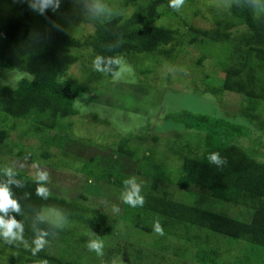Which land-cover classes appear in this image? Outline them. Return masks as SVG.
<instances>
[{"label":"trees","instance_id":"trees-1","mask_svg":"<svg viewBox=\"0 0 264 264\" xmlns=\"http://www.w3.org/2000/svg\"><path fill=\"white\" fill-rule=\"evenodd\" d=\"M61 1L50 0L44 5L42 0H6L8 11L0 18V124L10 119L12 123L21 121L23 126L29 123L27 127L45 146L40 155L49 157L51 133L65 131L61 120L83 117L74 105L75 99L91 92L95 83L110 80L124 59L130 64L139 59L158 65L176 59L187 47L197 48L200 54L195 66L209 60L214 72H203L199 80L190 79L184 84L190 97L207 95L215 101L232 93L247 104L236 116L239 120L218 115L216 108L212 114L185 107L165 112L159 120L184 133V137L175 133L172 139H166L172 160L178 161L173 169L176 186L199 190L211 198V203L205 208L170 197L157 185L146 186L131 189L125 198L138 189L136 195L143 197V205L133 207L124 202V214L120 216L141 233L156 232L159 223L163 229L159 237L163 240L165 235L171 236L180 242L179 255H191L187 260H173L174 264H254L250 253H261L259 261H263L264 130L258 134L251 126L257 120L264 126V0L209 4L208 16H203L205 26L190 21V16L200 10L195 0H185L179 10L171 8L169 0H97L103 12L91 15L86 12L87 4L95 0H80L81 10L73 16L91 26L87 33L80 29L70 33L56 20L57 3ZM97 58L101 70L96 69ZM76 64L83 72L80 77L70 73ZM134 67L138 72V66ZM3 68L23 75L12 86L17 76L10 78L11 73H4ZM91 119L98 121L95 115ZM156 123L136 136L130 132L118 135V150L136 155L147 135L152 141L157 139L151 133ZM14 125H0V143L9 138ZM190 135L196 136L197 142L188 138ZM128 140L137 141L140 148H131ZM244 141L249 147L243 145ZM154 152V148L147 147L142 159L152 161L151 167L161 172L163 166L154 163ZM212 153H219L227 163H210ZM106 178L110 187L120 185L113 173L112 181L110 176ZM45 186L42 179L0 164V190H5L15 204L0 211L1 262L80 264L78 259L85 247L94 243L91 241L103 243L99 254L95 252L102 264H141L154 254L146 246L129 244L125 246L127 256L118 261L122 248L108 245L116 218L103 212L90 213L79 202L48 191ZM68 223L95 231L87 238L64 229ZM69 241L73 245L66 243ZM236 244L244 252L231 257ZM59 245H63V251L57 254L55 248Z\"/></svg>","mask_w":264,"mask_h":264},{"label":"rangeland","instance_id":"rangeland-1","mask_svg":"<svg viewBox=\"0 0 264 264\" xmlns=\"http://www.w3.org/2000/svg\"><path fill=\"white\" fill-rule=\"evenodd\" d=\"M79 1L62 0L61 3H57L59 8L56 12V20L63 24V27H66L70 33L79 32L75 29H80L83 33L91 31V26L87 22H78V19L73 16L78 13V10H81L78 6ZM223 2L224 0H195L194 5L200 10L197 15L190 16V21L196 26H205L206 21L203 16H208L206 6ZM103 4L105 7V3ZM7 11L6 0H0V18L6 16ZM98 11L103 12V9L97 0L93 1L91 5L87 4V14L91 15ZM199 54L197 48L187 47L176 59L158 65L139 59H137L138 62L130 64L124 59L110 80H101L95 83L91 92L81 94L75 99L74 105L80 116L83 117H66L61 120L60 125L63 126V129L65 128V131L51 133L53 138H51V145L47 148L49 157L40 155L45 146L41 144L40 137L27 127L30 126L29 123L23 126L21 121L17 120L16 123H12L11 119L2 122L0 125L6 127L15 125L14 128H10L9 138L4 143H0V164L23 171L34 178L42 179L48 191H54L69 200L79 202L82 207L88 208L90 213L103 212L111 218H116L112 233L108 234V245L116 244L118 248H122L118 261L124 260L127 256L125 246L129 244L146 246L154 250V254L141 264H174L173 260H185L187 257H191L190 254L179 255L177 246L180 242L171 236L165 235L162 240L157 232L141 233L133 229L132 223L122 219L120 215L124 214V202L128 192L131 189L146 188V186L152 188L157 185L158 188L165 190L170 197L205 208H208L211 203V198L199 190L179 189L176 186L177 180L173 169L177 166L178 161L172 160L173 156L167 150L169 142L166 139H172L175 133L184 137V133L181 128L166 127L164 123L159 122L165 112L183 107L212 114L216 113V108L218 115L239 120V117L236 116L244 111L243 107L247 105L241 96L227 93L214 101L209 100L207 95L191 98L190 94L186 92L188 90L184 84L187 81L190 79L199 80L203 72H214L209 60H205L201 66H195L194 63ZM134 66H138V72ZM140 70H144L146 74L144 75ZM2 71L11 73L10 78L17 76V79L14 78L16 80L13 81L12 86L23 75L9 68H3ZM70 73L80 77L83 73L80 64L73 66ZM2 79L0 78V80ZM1 83L4 84V82ZM92 115H95L98 121L92 120ZM155 120L158 123L155 124L153 132H151L157 136L155 141H152L150 135H147L142 148H140L139 145H136L137 141L128 140L131 148H140L136 155H128L118 150V135L130 132L136 136L149 125L152 128ZM69 123L72 125L71 128ZM253 123L251 127L256 129V133L263 132L264 126H260L262 124L259 120L253 121ZM62 132L66 136L68 134L69 138H64ZM190 136L188 138L197 142L196 136ZM192 136L195 138L192 139ZM262 136L264 138L263 134ZM243 145L249 147L245 141ZM147 147L155 149L153 160L157 165L162 164L163 170L159 171L162 173L161 175L151 167L152 161L148 163L142 159V152ZM18 153H22V156H19ZM249 154L256 157L253 152H249ZM161 159L163 162L160 161ZM169 167L171 169L168 170ZM171 171L173 173L168 178V173ZM112 173L114 178L120 182L117 188L110 187V181L106 182L108 176L112 181ZM122 180L123 185H121ZM81 194L86 197L79 198L78 196ZM63 228L87 236V238L92 237L91 233L95 231L81 226V224L73 223H68ZM91 242L97 243L98 241ZM66 243L69 246L73 245L72 241ZM213 243L216 244L217 241L214 239ZM100 244L103 245V243ZM60 247L63 245L55 248L57 254L63 251ZM69 250L73 251L72 248ZM243 250V247L236 244L232 248L231 257L242 256ZM95 252V249L90 250L85 247V251L78 259L80 264H102ZM257 254L258 257L256 254H249L254 258L250 257L253 263L264 264V260L259 261L261 253ZM255 258L258 260L256 261ZM136 262L138 261L136 260ZM0 264L7 263L0 260Z\"/></svg>","mask_w":264,"mask_h":264},{"label":"clouds","instance_id":"clouds-1","mask_svg":"<svg viewBox=\"0 0 264 264\" xmlns=\"http://www.w3.org/2000/svg\"><path fill=\"white\" fill-rule=\"evenodd\" d=\"M44 5H47L50 0H42ZM185 3V0H169V6L171 8H173L174 10H179ZM114 64H118V62H116L115 60H113ZM95 65H96V69L97 70H101L99 68V59L97 58V60L95 61ZM209 162L216 164L217 166H221L227 163L225 158H222L219 153H212L210 154V156L208 157ZM136 191L135 190L132 194H130L127 198V200L125 201L126 203L130 204L131 206L135 207L137 205L142 206L144 203V199L143 197L136 195ZM38 194H40V191H38ZM135 197V198H134ZM15 204L14 202L9 198L7 192L5 190H0V211H4L6 210L8 207H14ZM155 231L160 234L163 235V229L160 227L159 223H157L155 225ZM89 249H95L97 251V253L99 254L100 252V244L98 243H91L89 244Z\"/></svg>","mask_w":264,"mask_h":264}]
</instances>
